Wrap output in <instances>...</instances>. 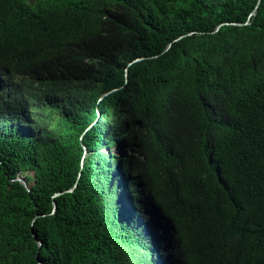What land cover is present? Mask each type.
<instances>
[{"label":"trees","instance_id":"1","mask_svg":"<svg viewBox=\"0 0 264 264\" xmlns=\"http://www.w3.org/2000/svg\"><path fill=\"white\" fill-rule=\"evenodd\" d=\"M37 255L264 264V0H0V264Z\"/></svg>","mask_w":264,"mask_h":264},{"label":"water","instance_id":"2","mask_svg":"<svg viewBox=\"0 0 264 264\" xmlns=\"http://www.w3.org/2000/svg\"><path fill=\"white\" fill-rule=\"evenodd\" d=\"M256 11L257 10H255L252 14H251V17L252 16H255V14H256ZM233 25H236V24H233ZM219 29V28H218ZM191 35V34H190ZM169 47H170V45H169ZM168 47V48H169ZM142 60V58H139V59H137L135 62H138V61H141ZM17 181H19V182H21L26 188H27V190L29 191L30 190V187H31V184H29V182H28V180L26 179V178H24V177H22V178H18L17 179ZM77 186V185H76ZM75 188V187H74ZM73 190L74 189H71V190H69V191H67V192H73ZM65 192H61V193H58V194H56L54 197H58V196H60V195H62V194H64ZM56 208H57V206H56V204L54 203V211L56 210ZM35 237V236H34ZM36 238V237H35ZM36 241L38 242V244H39V246L41 247V245H42V243L40 242V241H38L37 240V238H36ZM39 254V253H38ZM39 256L37 255V260H38V262H39V264H43L41 261H39Z\"/></svg>","mask_w":264,"mask_h":264},{"label":"rangeland","instance_id":"3","mask_svg":"<svg viewBox=\"0 0 264 264\" xmlns=\"http://www.w3.org/2000/svg\"><path fill=\"white\" fill-rule=\"evenodd\" d=\"M110 149H107V150H104V152L105 153H112V154H115L116 156H118L119 157V155H121V153H122V151H121V149H118V148H114V149H112V151H109ZM20 178H22V177H20ZM32 184V183H31Z\"/></svg>","mask_w":264,"mask_h":264}]
</instances>
